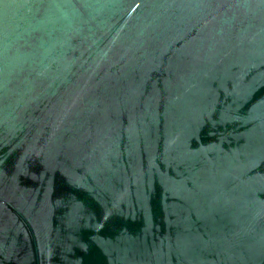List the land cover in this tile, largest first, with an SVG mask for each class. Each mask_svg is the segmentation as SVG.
Instances as JSON below:
<instances>
[{
  "label": "water",
  "instance_id": "1",
  "mask_svg": "<svg viewBox=\"0 0 264 264\" xmlns=\"http://www.w3.org/2000/svg\"><path fill=\"white\" fill-rule=\"evenodd\" d=\"M0 264H264V0H0Z\"/></svg>",
  "mask_w": 264,
  "mask_h": 264
}]
</instances>
